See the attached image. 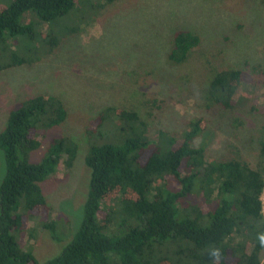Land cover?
Returning a JSON list of instances; mask_svg holds the SVG:
<instances>
[{
    "label": "trees",
    "instance_id": "1",
    "mask_svg": "<svg viewBox=\"0 0 264 264\" xmlns=\"http://www.w3.org/2000/svg\"><path fill=\"white\" fill-rule=\"evenodd\" d=\"M115 1L0 0V71L38 62L94 21L93 10L101 14ZM80 3L89 8L84 16L77 12ZM64 20L63 33L48 28ZM14 39L31 43L10 49L7 41ZM199 44L197 34L174 31L168 61L185 63ZM252 74L243 69L213 74L207 89L213 104L227 110L243 104L244 88L258 85ZM66 118V107L52 94L29 97L9 111L0 131L5 162L0 264H262L264 126L253 166L236 149L229 159L209 158L195 144L206 129L204 117L190 119L177 136L154 126L139 109L115 105L102 109L85 129L90 181L78 231L58 255L40 263L24 240L38 230L56 231L41 183L58 166L70 169L79 146L70 137H54L39 161L30 157Z\"/></svg>",
    "mask_w": 264,
    "mask_h": 264
},
{
    "label": "rangeland",
    "instance_id": "2",
    "mask_svg": "<svg viewBox=\"0 0 264 264\" xmlns=\"http://www.w3.org/2000/svg\"><path fill=\"white\" fill-rule=\"evenodd\" d=\"M76 8L83 16L89 12L81 3ZM99 14L93 10L94 21L38 62L0 71V131L17 102L52 94L63 102L67 118L45 134L31 160L39 161L54 137H70L79 146L70 169L58 166L41 183L56 231L38 230L35 238L24 240L40 263L58 255L82 222L90 181L85 129L105 107L137 108L154 126L177 136L190 119L204 117L207 126L195 144L203 145L209 158L229 159L234 149L253 166L258 158L264 126V0H118ZM65 20L48 28L63 33ZM179 29L197 34L200 44L176 65L167 54ZM30 43L7 41L10 49H28ZM224 69L257 74L258 85L245 87L246 101L234 109L213 104L207 90L212 75ZM152 100L157 107L149 104ZM4 174L0 152V183ZM262 201L264 213V194Z\"/></svg>",
    "mask_w": 264,
    "mask_h": 264
},
{
    "label": "built area",
    "instance_id": "3",
    "mask_svg": "<svg viewBox=\"0 0 264 264\" xmlns=\"http://www.w3.org/2000/svg\"><path fill=\"white\" fill-rule=\"evenodd\" d=\"M263 194H264V189H263V193H262V196H261V201L263 199ZM262 212H263V201H262Z\"/></svg>",
    "mask_w": 264,
    "mask_h": 264
},
{
    "label": "clouds",
    "instance_id": "4",
    "mask_svg": "<svg viewBox=\"0 0 264 264\" xmlns=\"http://www.w3.org/2000/svg\"><path fill=\"white\" fill-rule=\"evenodd\" d=\"M262 242H264V237H261Z\"/></svg>",
    "mask_w": 264,
    "mask_h": 264
}]
</instances>
